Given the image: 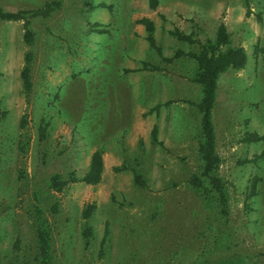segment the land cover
<instances>
[{
	"label": "rangeland",
	"instance_id": "374dc122",
	"mask_svg": "<svg viewBox=\"0 0 264 264\" xmlns=\"http://www.w3.org/2000/svg\"><path fill=\"white\" fill-rule=\"evenodd\" d=\"M47 4L48 17L29 18L32 45L25 21H0V264H45L39 229L50 234L48 264H264V0H159L156 9L148 0H0L12 12ZM221 23L247 53L244 68L220 75L213 115L227 219L191 183L202 168V92L187 56ZM253 133L263 138L246 141ZM97 150L101 182L70 181ZM55 173L68 181L61 190Z\"/></svg>",
	"mask_w": 264,
	"mask_h": 264
},
{
	"label": "trees",
	"instance_id": "16d2710c",
	"mask_svg": "<svg viewBox=\"0 0 264 264\" xmlns=\"http://www.w3.org/2000/svg\"><path fill=\"white\" fill-rule=\"evenodd\" d=\"M249 5L250 0H245ZM149 6L152 9H156L159 5V0H148ZM250 9V8H249ZM52 5L47 4L45 7L31 10V11H6L0 8V21H25V33L24 40L26 44L32 45L35 40V35L30 26V17H48L52 12ZM260 20L262 17L260 16ZM145 26L147 31V41L150 46L154 48L158 53H161L160 47L156 44L153 32L155 30L154 22L150 18H143L138 20ZM171 34L180 41H186L190 43L196 42L192 35L185 34L176 29L171 31ZM257 52L264 56V47H257ZM183 51H179L177 55H184ZM187 56L193 58L197 63V72L194 77V81L201 86L202 96L197 104V108L201 113L200 123V142L198 146V154L202 162L201 172L192 177V186L200 192L204 197L217 200V209L222 218L227 219L229 217V199L227 194L226 185L222 178L218 174V168L221 164V158L217 153L216 148V130L214 125V109L217 100L218 79L220 75L229 69H242L247 63V53L243 47H234L232 45L231 36L228 32L225 23H221L218 26L216 37L213 40L207 41L199 52H189ZM26 64L22 70L21 78L23 86L26 92H31L33 89V83L31 80V62L33 56L31 53H27ZM2 73L0 72V77ZM170 102H166L165 105H169ZM161 105H157L155 110H158ZM28 124L27 117H23L21 121L22 128ZM156 131L154 129L153 136L156 138ZM263 136L253 133L246 137V141H258ZM104 171V159L101 151H95L89 163V167L82 178L77 179L71 174L72 182H84L86 184L94 185L98 184L102 180V174ZM135 182L141 186H145L146 182L142 175L135 174ZM258 178H254L248 188L247 198H253L256 195ZM52 188L61 190L68 184L67 180H63L62 175L53 174L50 179ZM209 196V197H208ZM206 198V199H207ZM214 198V199H213ZM95 205H90L84 211V217L88 218L93 214ZM85 237L91 236L90 227L85 228ZM37 240L39 244V252L41 254L42 262L47 263L51 253V238L50 234L45 229H39L37 233ZM48 264V263H47Z\"/></svg>",
	"mask_w": 264,
	"mask_h": 264
}]
</instances>
